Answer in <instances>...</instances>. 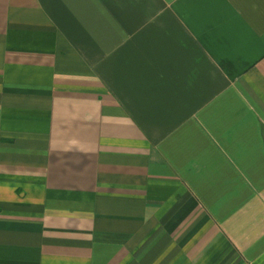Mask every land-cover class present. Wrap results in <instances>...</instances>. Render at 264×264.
Wrapping results in <instances>:
<instances>
[{"label": "crops", "instance_id": "0c3cea01", "mask_svg": "<svg viewBox=\"0 0 264 264\" xmlns=\"http://www.w3.org/2000/svg\"><path fill=\"white\" fill-rule=\"evenodd\" d=\"M0 264H264V0H0Z\"/></svg>", "mask_w": 264, "mask_h": 264}]
</instances>
